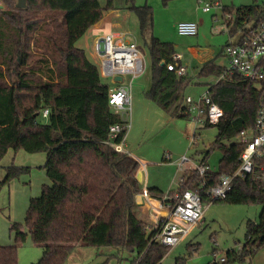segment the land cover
<instances>
[{
    "label": "trees",
    "instance_id": "16d2710c",
    "mask_svg": "<svg viewBox=\"0 0 264 264\" xmlns=\"http://www.w3.org/2000/svg\"><path fill=\"white\" fill-rule=\"evenodd\" d=\"M1 1L0 161L9 150L44 152L43 167L52 185L44 184L41 195L30 199L24 227L11 229L17 241L0 243V264H18L20 243L30 233L31 242L43 251L32 264H64L76 246L126 249L142 256L139 264H159L169 246L153 239V222L139 214L140 164L129 152H119L108 143L110 127L126 122L109 104L111 87L102 81L99 66L77 46L105 12L116 8L114 0L104 5L101 0H27L24 8L16 7L17 0ZM170 1L162 0L164 5ZM125 4L135 12L150 52L152 86L145 97L172 117L189 118L183 111L190 78L161 64L163 60L178 64L174 43L154 35L152 6L136 5L134 0ZM222 10L232 33L247 21L264 19V3L223 6ZM224 69L210 60L200 74L220 77ZM208 90L224 114L216 125L204 123L215 126L217 134L203 160L207 162L217 149L222 157L217 170L208 168L203 175L196 169L185 171L176 190L196 191L203 203L211 202L208 190L221 176L238 168L245 145L237 138L255 127L260 100L258 87L239 75H225ZM45 109L49 110L46 117ZM126 132L122 130L115 142ZM19 173L18 167H8L0 179V191ZM263 176L264 158H259L251 174L236 177L227 196L214 200L263 205L259 220L247 222L242 247L229 249L225 262L218 264L251 261L264 246ZM147 191L158 199L165 196L156 187Z\"/></svg>",
    "mask_w": 264,
    "mask_h": 264
},
{
    "label": "rangeland",
    "instance_id": "374dc122",
    "mask_svg": "<svg viewBox=\"0 0 264 264\" xmlns=\"http://www.w3.org/2000/svg\"><path fill=\"white\" fill-rule=\"evenodd\" d=\"M1 1V0H0ZM136 5L148 4L154 10V35L163 41L174 42L178 39L171 27V22L181 17V11L174 6L168 10L162 0H134ZM264 0H259L263 2ZM106 0H101L104 5ZM117 10L113 11L112 21L121 22L120 28L115 30L126 31L129 39H134L145 53L146 69L136 76L132 83V103L129 119V129L127 132V144L125 150L132 154L138 153L144 157L148 163L150 180H158L161 183L169 184L173 180L174 189H178L177 180L187 169H193L202 158L200 150L207 149L217 134L215 126L198 124L196 143L192 144L194 138V122L190 118H172L170 114L161 109L156 103L147 98H141L139 102L140 110H134L137 97L135 92L147 87L152 79L151 57L146 44L144 43L139 28V20L135 12L129 9L125 0H114ZM2 4V1H1ZM112 11V10H109ZM108 11V12H109ZM118 13L119 17L115 15ZM214 13L216 15L214 16ZM207 26L200 31L208 32V39L199 42L201 47L213 49L214 56L219 64L228 67V60L221 53L222 46L228 40L227 28L222 11L213 9L207 15ZM110 21V20H109ZM111 21V22H112ZM108 22V21H106ZM105 29L87 31L85 35L77 41V46L83 48L87 56L98 66L99 59L94 54L93 44L96 35L109 34L114 30L110 23H105ZM103 29V30H102ZM201 34H203L201 32ZM180 36V35H179ZM183 38V37H182ZM200 67L201 65L198 64ZM193 79L197 78V73L191 72ZM125 80H131V76H124ZM102 81L112 85L110 78L101 77ZM214 81L212 78H200L201 81ZM150 89V88H148ZM207 86L195 83L188 85L184 90V97L191 96L196 99L203 95ZM144 100V101H143ZM238 140V138H237ZM183 153V154H182ZM182 154V155H181ZM170 159L165 160L169 157ZM187 157L191 161L181 164L182 158ZM222 157L221 150H212L209 154L208 164L213 169H218L219 160ZM46 153H28L24 150H9L5 157L0 161V179L6 174L7 166H16L20 169L18 177L6 183L0 191V243H14V231L10 229V221L21 220L22 227L25 224L27 214V201L32 197H39L42 192L43 183L52 185L47 179L44 171ZM143 173L145 174L144 170ZM46 181V182H45ZM31 197V198H32ZM203 218L194 226L188 236L176 245L169 247L167 253L159 264H210L220 257H226L229 249L242 247L245 239L247 222L258 221L263 210L260 203L235 204L221 201L204 202ZM150 222H153L152 219ZM18 264L37 263L43 251L41 247L31 242L28 235L26 242L20 243ZM108 246L100 248L81 247L71 256H68L64 264H139L142 256L136 252L115 248L111 256L98 258L99 253L107 251ZM110 255V254H109ZM251 264H264V246L258 250L252 259ZM249 261L233 262L230 264H249Z\"/></svg>",
    "mask_w": 264,
    "mask_h": 264
},
{
    "label": "built area",
    "instance_id": "2783aa9c",
    "mask_svg": "<svg viewBox=\"0 0 264 264\" xmlns=\"http://www.w3.org/2000/svg\"><path fill=\"white\" fill-rule=\"evenodd\" d=\"M197 2L204 12L221 6V0H197ZM177 31L180 35L195 36L198 34L199 25L195 21H180L177 24ZM93 49L99 59L98 66L103 77L115 80L117 76L122 77L126 74L131 76L129 84L111 88L109 92V104L126 123L124 126L115 124L110 127L108 143L115 150L125 152V135L118 142L114 139L122 130L129 129L132 82L146 69L145 53L136 40L113 33L96 38ZM224 54L228 60V67H225L219 78L225 75L241 76L258 87L260 100L255 127L238 136L240 143L245 145L239 156V166L233 174L222 175L220 182L208 190L211 201L225 198L232 188L234 179L251 174L255 169L256 159L264 158V19L259 22L247 21L245 26L238 30L236 38H231L224 46ZM180 57L176 55L174 59L178 60ZM165 65L169 70H175L179 76L186 74V68L181 64L165 63ZM184 102L183 113L195 124L207 122L216 125L223 117L222 108L213 100L209 90L196 99L187 96ZM48 113L49 110L45 109L43 116H48ZM207 169L208 166L203 161L196 166L197 172L201 175ZM143 194L148 196L147 189H144ZM203 204L201 195L191 189L175 191L174 194L167 196L163 202L162 212L152 217L153 228L156 230L153 239L169 247L179 243L202 220ZM216 258L217 254H215V264L226 260V257H220L218 260Z\"/></svg>",
    "mask_w": 264,
    "mask_h": 264
},
{
    "label": "crops",
    "instance_id": "0c3cea01",
    "mask_svg": "<svg viewBox=\"0 0 264 264\" xmlns=\"http://www.w3.org/2000/svg\"><path fill=\"white\" fill-rule=\"evenodd\" d=\"M253 3L263 4L264 1L263 2H259V0H221V6L220 7H216V8H212V10L213 9H218V10L222 11V13H223V10H222L223 6L237 7V6H240V5H249V4H253ZM173 6L176 9H178L179 11H181V14H182L181 17L178 20L171 22V27L174 30L176 36L178 37V39H174V42H173L174 45H175V49H176V54L174 55V57L176 55H180L181 56L180 59H178L176 61H179L178 64H181V65L185 66V68H186V74L185 75L190 78V80H191L190 84H193V83H195L197 85L205 84L207 86V90H208L210 84L217 83L220 80V78H219V76H216V75H209V76L201 75L200 74L201 67L207 61H210V60H214V62H215V64L217 66H221L223 68H225L226 66L223 65V64H219L217 62V60H216V58L214 56L215 52L213 51V49L206 48V46L201 47L200 45H198L199 42H202V41L208 39L207 38L209 36L208 32H206L204 30H202V31L199 30L198 34L195 35V36L180 35L178 33V31H177V24L180 21H195V22L198 23L199 29H200V26L203 29V27L207 26V23H209L208 20H207V17L205 15H207L212 10L208 11V12H204L200 8L197 0H171L168 3V5H167L168 10L170 9V7H173ZM115 10H117V9H113L112 11L105 12L103 18L98 23L93 25L88 31H92L93 30V33H95L96 31L101 30V28L105 29L104 28L105 27V23H110V25H111V27L113 29L114 28H120L122 26L121 22H119V21H114L113 22L112 21V18H113L112 14H113V11H115ZM115 15H117L119 17L118 13H116ZM215 15H216V13H214V16ZM223 17H224V15H223ZM227 17H228V19H231V16H227ZM106 21H108V22H106ZM226 28H227L226 32H227V35H228V40H226L224 45L222 46L221 53L227 59V57L224 54V46L230 41L231 38L232 39L236 38L238 31L236 33H232L231 32V27L227 26V24H226ZM201 32L203 34H201ZM111 33H113L115 35H125V36H127V34H128V33H126V31H120V30H115V29L112 30ZM111 33H109V34H111ZM102 35H104V34L96 35V38H98L99 36H102ZM158 38H160V37H158ZM163 62H165V61L163 60L162 63ZM198 64H200L201 66L199 67ZM164 66H166V65H164ZM193 69H194V72L197 73V78L196 79H193L192 74H191ZM212 77L215 79L214 81H209L207 79L204 82V81L200 80V78H212ZM111 82H112V85H110V87L114 88V87H117L119 85H127V84L130 83V80L126 81L125 77L122 76V78H120V77L117 78V79L115 78V80L111 79ZM149 82L150 83L147 84V87H145V89L141 90V92H135V97H137V102L135 103L134 110H136V111H137V109L140 110V106H139V102L138 101H141V99H140L139 96H141V98H146L145 97V92L148 91L149 90L148 88H151V86H152V79ZM131 94H132V87H131ZM184 115H186V114H184ZM172 118H174V117H172ZM197 125L198 124L194 123L195 131H194V138L191 139V143L192 144L196 143V139L197 140L199 139L198 135H196V130L198 129ZM127 132H128V130H127ZM127 132L125 134L124 149H125L126 144H127L126 143L127 142L126 141L127 140ZM125 152H127V151L125 150ZM205 152H206V149L200 150V154H202V158L199 161V163L204 161L203 159L205 158ZM129 154H131L133 157H135L138 160L139 164H140V168H139V171H138V179H139V181L142 184V189L143 190H142V192L140 194L137 195L136 200H137V203L139 205V209H138L139 210V214L141 215L142 218L147 219L149 221V219L151 220L154 215L160 214L162 212L164 199L167 196H169V192L176 191L177 189L176 190L174 189L173 180H171V182L169 184L161 183L158 180H150L149 170L146 172V170L148 169V163L145 161L146 159L144 157H142L141 155H139L138 153L132 154V153L129 152ZM208 158H209V155L207 157V162L206 161H204V162L207 164L209 169L215 170V169L211 168V166L208 164ZM168 159H170V156L165 158V160H168ZM189 161H191V160L188 159L187 157H183L181 164L187 163ZM198 164H195L193 169H188V170L196 169V166ZM10 166H7V168L10 167ZM12 166H14V165H12ZM143 170H144L145 174L143 173ZM185 171H187V169ZM185 171H184V173H185ZM184 173L182 174V176L178 180H177L176 177L174 178V180L178 183L177 184L178 187L180 186L181 181L184 179V177H183ZM47 179L49 181H51L48 177H47ZM44 184H46V183H43V185ZM150 187H156L159 190H161L162 192H164L165 193L164 194L165 195L164 198L163 199H158V198H155V197L151 196L149 193H148V196H145L143 194L144 189L148 190V188H150ZM31 197L32 196H30V198L27 201L28 206L30 204ZM25 218H26V215H25ZM22 224L23 223H22L21 220L10 221V229H15L17 227L20 228L22 226ZM29 235L31 236V233ZM27 238H28V236L24 239V242H26ZM14 241H17V239H14ZM243 244H244V241H243ZM81 247H84V246H76L69 256H71L75 251H77L78 248L81 249ZM114 251H115V248H113V249L112 248H108L107 251H102L101 253H99L100 256L98 258H105L107 256H111V253L114 252ZM252 259H251V261H249L250 259H247L249 261L248 262L249 264L252 263V261H253Z\"/></svg>",
    "mask_w": 264,
    "mask_h": 264
},
{
    "label": "water",
    "instance_id": "95a60500",
    "mask_svg": "<svg viewBox=\"0 0 264 264\" xmlns=\"http://www.w3.org/2000/svg\"><path fill=\"white\" fill-rule=\"evenodd\" d=\"M26 2H27V0H17L16 7L17 8H24V7H26ZM3 7H4V5L0 3V9H2ZM162 65L164 66L165 63L163 62ZM119 77L122 78L121 76H117L116 79Z\"/></svg>",
    "mask_w": 264,
    "mask_h": 264
}]
</instances>
